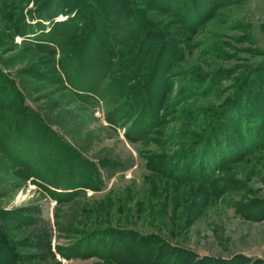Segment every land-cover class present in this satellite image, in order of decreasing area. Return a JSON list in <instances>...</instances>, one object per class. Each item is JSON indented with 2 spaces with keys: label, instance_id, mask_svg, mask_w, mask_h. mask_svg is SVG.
<instances>
[{
  "label": "rangeland",
  "instance_id": "374dc122",
  "mask_svg": "<svg viewBox=\"0 0 264 264\" xmlns=\"http://www.w3.org/2000/svg\"><path fill=\"white\" fill-rule=\"evenodd\" d=\"M164 1L170 9L182 0ZM195 1L184 0L187 13L174 17L159 10L156 0H146L150 7L143 8L149 11L144 18L150 27L157 26V19L176 21L175 27H184L186 34L177 35L183 55L165 70L168 77L160 88L161 93L167 92L164 103L160 109L153 108L160 116L152 114L149 132L137 139L130 116L111 123L105 101L94 105L77 101L53 70L57 65L51 56L36 50L24 25L42 21L35 17L39 0H0V71L21 87L23 80L32 81L39 90L26 102L34 108L40 110L45 105L41 95L50 92L53 129L82 157L97 163L103 178L101 190L83 188L78 196L58 203L37 181L20 180L7 167L1 169L0 208L34 219L31 224L7 219L12 238L7 241L10 249L1 245L0 264H120L115 258L118 247L107 245L112 237L115 243L119 238L134 243L129 250L135 257L126 260L128 264H264V70L258 75L255 70L244 72L264 64V0H218L217 4L205 0L194 18ZM71 10L65 9L67 14L57 19L64 21ZM44 18V23L54 22ZM87 30L82 27L80 34ZM154 62L152 54L137 87L144 88ZM8 93L0 90V100H6ZM244 93L237 101V95ZM237 108L255 123L258 146L243 145L238 152L240 141L232 147L219 137L214 143L217 152L226 155L234 149L238 153L220 161L221 170L209 182L184 181L197 166V157L199 168L213 163L210 151L198 148L196 139L203 141L204 131L211 126L231 125ZM5 149L1 142L3 161ZM42 157L50 162L55 158ZM65 182L60 188L49 186L58 193L75 190L72 181ZM5 218L0 216V221ZM119 228L123 229L120 236L109 235ZM27 234L32 235L33 248L26 242ZM104 246L105 255L100 254ZM179 247L195 253L188 258ZM120 249L123 256L126 249ZM201 256L209 260L196 263Z\"/></svg>",
  "mask_w": 264,
  "mask_h": 264
},
{
  "label": "trees",
  "instance_id": "16d2710c",
  "mask_svg": "<svg viewBox=\"0 0 264 264\" xmlns=\"http://www.w3.org/2000/svg\"><path fill=\"white\" fill-rule=\"evenodd\" d=\"M153 1L155 2V0ZM217 1L215 0L216 4ZM156 2L159 5V10L170 13L174 17H182L181 13L184 11L187 13L184 0L176 4V8L170 7V9L167 8L169 4L167 5L164 0H156ZM195 2L194 18L198 16L199 11H202V6H205V0H196ZM38 6L35 17L42 21H38L35 25L27 23L24 28L27 29V33L32 34L31 38L35 40L36 50L51 56L53 63H56L57 67H54L53 70L57 73L59 80L71 90L70 95L87 105H94L99 100L105 101L109 106V122L116 123L123 117L130 116L134 127L131 131L136 135L135 138H143L149 132L147 129L151 115L160 116L158 111H153V108L158 109L164 103L166 91L161 93L160 88L166 84L168 77L165 70L179 56L183 55L182 49L177 44V35L183 37L182 35L186 34L183 30L184 27L179 26L182 28L179 29L175 27L176 21L164 19H157V26L150 27L147 24L150 22L144 18V13L148 14L149 11L143 8L150 7L146 0H39ZM213 7L210 8L213 9ZM65 9H72L71 16L64 21L58 20L57 15L67 14ZM117 10H119L118 14L115 13ZM44 17H50L49 20L54 22L58 20L55 22L57 25H53L54 22L51 25L44 23ZM179 20L181 19L178 18ZM62 25L64 27L58 29ZM84 26L88 30L81 35L80 31ZM178 31L182 34H178ZM157 45L158 49L155 51ZM152 54L155 56V64L152 65L150 74L144 82V88H139L135 83L142 78V74L148 66L149 56ZM253 66L245 69L244 72L255 70L257 74L261 69L264 70V64L257 69ZM31 82L23 80L21 87L15 79H9L8 75L6 76L0 71V90L6 89L9 92L6 100H0V145L1 142L4 143L7 153L5 161L0 159V170L7 167L11 174L19 177L20 180L33 179L37 181L40 187L55 198L58 203L67 201V198L69 200L71 197L78 196L83 192L81 191L83 188L101 190L103 178L98 164L82 157L72 143L53 129V108L48 102L50 92L45 91L44 95H41L40 100H44L43 104L45 105H42L40 110L26 102L28 95L39 90L33 87ZM243 96L245 93L241 96L237 95L236 99H242ZM51 100L54 102L56 99L52 98ZM237 101L239 100L237 99ZM229 108L227 107L228 111ZM233 115H231L234 117L232 126L225 123H222L224 125L222 129L218 128V125L211 126L204 131L203 137H201L203 141L196 139L198 148L201 150L203 148L204 152L210 151L208 156L213 163L209 162L204 168H199L201 160H198L196 156L197 164H195L197 166L192 168V171L188 173L189 176L183 179L184 181L191 179L202 183L209 182L216 174L214 172L221 170L223 162L231 160L232 156L244 148L243 145H246L245 148L252 149L258 146L257 142H254V138L258 139V137L253 135L255 129L257 133V128L253 126L255 123H251V119H248L249 115H246L242 108H237ZM131 116L133 117L131 118ZM135 121H138V125H134ZM225 126L229 127L224 129ZM262 132L264 133V128ZM207 133L209 134L207 135ZM219 137L226 138L227 143L232 147L233 143L240 141L239 151L233 153L234 149L233 151L227 150L226 155L217 152L214 143ZM195 150H190V154L194 155ZM42 155L49 159L55 157L54 162L43 161ZM63 163H66V172L62 171ZM218 163L220 164L218 165ZM219 167L221 168L219 169ZM79 177L82 180H79ZM65 180L72 181L71 185L75 190L58 193L49 186L60 188L59 186L67 185ZM2 184L6 185L4 182ZM0 194L2 196L1 191ZM0 216L6 217L0 221V249H2L1 245H4L3 249H8L10 246L7 242L12 238L8 233L11 226L8 218L23 220L25 224H31L30 222L34 219L31 215L19 212L16 214L15 211L1 208ZM105 230L106 228L101 232ZM113 230L109 235L120 236L123 229ZM140 237L143 238V236ZM25 238L27 244L33 248L32 245L35 243L32 241V235L27 234ZM123 239L119 238L115 243V238L112 237L107 245L117 246V252H119L115 258L118 263L128 264L126 260L135 255L129 250L134 246L132 245L134 243L125 244L122 242ZM162 244L163 241H159L158 245ZM121 247L126 249L123 251V256L120 255ZM107 249L104 246V249L100 250V254L105 255ZM179 250L188 258L189 254L195 253L186 247H179ZM61 252L67 255L65 250L62 249ZM112 254L110 256H113ZM204 260L209 259L201 256L195 262L201 263Z\"/></svg>",
  "mask_w": 264,
  "mask_h": 264
}]
</instances>
